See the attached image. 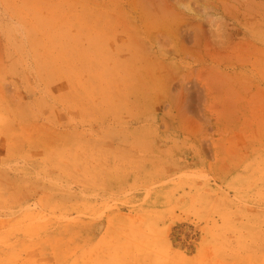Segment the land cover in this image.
I'll return each instance as SVG.
<instances>
[{"label":"rangeland","instance_id":"rangeland-1","mask_svg":"<svg viewBox=\"0 0 264 264\" xmlns=\"http://www.w3.org/2000/svg\"><path fill=\"white\" fill-rule=\"evenodd\" d=\"M0 264H264V0H0Z\"/></svg>","mask_w":264,"mask_h":264}]
</instances>
